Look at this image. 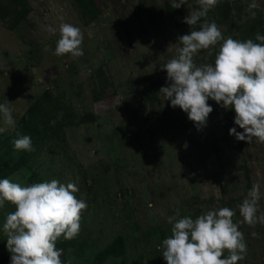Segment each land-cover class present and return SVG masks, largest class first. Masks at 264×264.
Returning a JSON list of instances; mask_svg holds the SVG:
<instances>
[{
    "label": "rangeland",
    "instance_id": "374dc122",
    "mask_svg": "<svg viewBox=\"0 0 264 264\" xmlns=\"http://www.w3.org/2000/svg\"><path fill=\"white\" fill-rule=\"evenodd\" d=\"M23 1L28 15L15 29L8 28L9 18L0 19V103L10 102L17 125L50 90L72 110L77 124L58 129L27 166L11 170L21 153L7 139L16 126L0 118L5 129L0 132V179L21 185L56 179L78 186L77 198L88 207L79 235L57 242L63 264H92L94 254L118 235L126 239V254L104 264H166L160 246L171 235L169 216L179 209L181 216L195 219L229 207L239 222L238 205L250 191L248 184L259 185L264 213V144L229 134L233 127L243 131L234 123L235 111L209 99L213 112L198 131L186 113L159 94L168 86L160 66L176 55L178 37L190 34L183 20L198 10L196 0H186L179 9L171 7L172 0H96L100 13L91 22L75 0ZM250 3L218 0L206 19L225 39H253L259 33L255 21L264 24V0H256L258 7L251 11ZM61 23L81 30L83 56L54 55ZM219 47L202 50L194 62L214 64ZM147 88L154 90L153 101L146 97ZM13 211L7 202L0 209V264H11L2 225ZM239 230L247 255L238 264H264V225L243 223Z\"/></svg>",
    "mask_w": 264,
    "mask_h": 264
},
{
    "label": "clouds",
    "instance_id": "9594fccd",
    "mask_svg": "<svg viewBox=\"0 0 264 264\" xmlns=\"http://www.w3.org/2000/svg\"><path fill=\"white\" fill-rule=\"evenodd\" d=\"M196 2L198 10L190 11L183 20L190 26V34L178 37L176 55L160 66L167 72L168 86L162 87L159 94L171 102L173 109L186 113L198 131L206 127L213 112L208 103L211 99L221 108L235 111L234 123L243 131L233 127L229 130L231 136L249 144H264V35L257 33L255 40L225 39L218 25L206 19L218 0ZM185 3L172 0L171 7L179 9ZM257 7L256 0H252L248 9ZM49 31L55 33L54 29ZM82 44L81 30L61 23L54 55L81 57ZM217 44L220 47L214 64L194 62L196 54ZM8 103H0V118L15 128ZM4 130L0 128V132ZM13 146L17 152L34 151L28 135H18ZM78 192L75 183L56 179L30 185L0 179V209L6 202L15 206L2 225L11 264H63V249L57 247V242L61 237L71 241L79 235L82 213L88 207L85 199L77 198ZM259 199V185L253 184L238 205L243 218L239 222H234L236 213L229 207L213 208L195 219L181 216L177 209L167 218L171 235L160 246L166 264H238L244 260L247 243L239 228L243 223L251 227L264 225ZM252 235L256 237L257 233Z\"/></svg>",
    "mask_w": 264,
    "mask_h": 264
},
{
    "label": "trees",
    "instance_id": "16d2710c",
    "mask_svg": "<svg viewBox=\"0 0 264 264\" xmlns=\"http://www.w3.org/2000/svg\"><path fill=\"white\" fill-rule=\"evenodd\" d=\"M23 2V0L0 1V19L5 20L6 17L9 18V29H15L26 19L28 11L23 8ZM75 2L81 16H83L87 22H91L98 17L100 10L98 9L96 0H75ZM255 23H257L259 34L264 35L263 22L257 19ZM255 36L256 35L253 36V40H255ZM98 74H100V71H98ZM103 81L104 80L100 83L102 84ZM145 94L149 101H153L155 93L152 88H147ZM95 99H99L98 94L95 95ZM75 120L76 117L72 110L57 96L53 95L50 90H46L27 108L20 117L12 137L7 138L13 143L18 135H28L31 137L34 148V151L31 152L21 151L15 163L11 166V170L27 166L28 160L39 154L47 140L54 137L58 129L64 126L77 124ZM52 123H54V125L48 127L49 124ZM244 170L246 171V179L249 181V176L247 175L245 167ZM30 179L39 181L36 176H32ZM247 190H251L249 184L247 185ZM125 254L126 239L118 235L106 247L94 254L92 264H104L109 259H119L125 256Z\"/></svg>",
    "mask_w": 264,
    "mask_h": 264
}]
</instances>
